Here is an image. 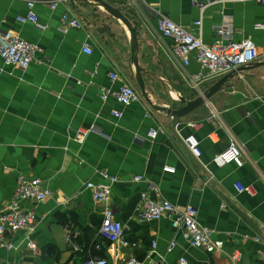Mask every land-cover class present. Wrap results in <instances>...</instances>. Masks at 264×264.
Segmentation results:
<instances>
[{
	"label": "crops",
	"instance_id": "1",
	"mask_svg": "<svg viewBox=\"0 0 264 264\" xmlns=\"http://www.w3.org/2000/svg\"><path fill=\"white\" fill-rule=\"evenodd\" d=\"M29 1L43 27L17 21L27 13ZM105 1L133 19L140 65L151 72L144 75L146 89L159 105L179 106V97L193 99L221 76L192 87L189 76L198 65L191 61L183 67L172 56L171 40L156 28L158 14L193 32V22L201 16L205 42L214 41L215 27L223 26L224 40L251 39L259 58L174 126L179 140L167 130V116L142 98L126 107L112 94L101 99L103 91L118 87L109 79L112 71L139 92L128 61L129 32L119 21L81 2L75 13L68 0H0V28L38 46L27 68L0 59V211L19 176L40 178L49 192L41 202L22 204L34 209L36 223L11 236L12 249L0 247V264H80L91 257H104L108 264L132 259L138 264H178L180 256L191 264H234L228 256L234 249L242 253L238 264H264L256 240L264 241V4L222 0L200 14L190 0ZM65 11L76 15L80 27L63 26ZM84 43L91 54L82 52ZM114 110L121 116H113ZM206 118L197 129L188 125ZM156 128L162 132L150 139L149 130ZM81 129H91L83 139L77 137ZM226 130L243 146L242 157L217 167L212 158L227 145ZM188 134L199 142V157L183 142ZM102 173L117 178L111 202L115 217L125 224L128 247L103 243L95 248L101 207L85 183L105 181ZM134 176L141 180L133 181ZM142 191L193 206L198 222L213 231V239L223 241L221 250L191 247L168 217L137 221ZM67 235L81 251L68 246ZM172 240L176 245L168 251ZM28 241L35 242V250Z\"/></svg>",
	"mask_w": 264,
	"mask_h": 264
},
{
	"label": "built area",
	"instance_id": "2",
	"mask_svg": "<svg viewBox=\"0 0 264 264\" xmlns=\"http://www.w3.org/2000/svg\"><path fill=\"white\" fill-rule=\"evenodd\" d=\"M135 1V0H131ZM194 4L200 14L205 8L217 1L222 0H190ZM234 2H246L249 0H232ZM264 4V0H254ZM57 2L50 4L52 9L56 8ZM27 13L18 16L16 19L20 23L30 22L34 25L43 27L39 24L38 16L34 11V2L27 3ZM60 21L65 26L80 27V21L75 14L65 11L60 16ZM195 31L176 24L166 15L158 14L156 18V28L159 34L171 40L170 52L172 56L183 66L190 65L191 61H195L198 65V71L190 74V84L192 87L198 88L201 81L220 77L227 72L234 70L240 66L248 65L259 58V52L251 39H243L240 41L224 40L227 34L226 28L223 26L215 27V39L212 42H205L202 39V18L201 16L193 22ZM38 46L20 38L12 30H3L0 28V59L5 65H12L18 68H27L32 62ZM82 52L91 54V48L88 43L82 46ZM109 79L116 83L117 89L103 91L101 99L104 100L108 94H112L116 102L123 107L140 100V93L130 85L126 80L122 79L116 71L109 73ZM113 116L120 117L121 112L114 110L111 112ZM214 116V115H211ZM211 117H209L210 119ZM208 121V118L202 120H194L188 122L189 127L197 129ZM78 130L77 137L83 139L90 131ZM161 129H151L148 132L150 139H154ZM227 133V145L212 158V163L217 167H222L229 163L237 162L242 157L243 146L238 142L236 137L229 131ZM184 144L190 150L193 156L199 157L201 150L199 142L195 135L188 134L183 139ZM105 181L88 180L85 187L90 190L93 200L101 207V221L98 227L99 242L95 244V248L99 249L103 243H116L122 247H128L129 243L123 239L125 224L115 217L114 206L111 202L112 185L117 181L115 176L108 173H102ZM133 181H140L141 176H134ZM244 191L253 194L250 187H244ZM49 196V192L42 186L40 178L27 179L19 176L16 179L15 186L12 190L11 197L6 207L0 211V247L7 250L13 248L11 236L19 231L32 229L36 223V213L33 208H24L22 204L27 201L41 202ZM197 211L191 205L178 206L159 196H152L147 191L140 192V199L136 209L135 219L140 222L156 221L164 217L170 219L171 225L176 230H181L183 236L191 247L202 248L207 252L221 250L223 241L212 238V230L201 225L197 220ZM260 241V254L264 258V241ZM65 241L74 252L81 251V247L76 244L70 235L65 237ZM176 245L172 240L168 246V251ZM27 246L32 250L36 249L34 241H28ZM155 242H153V247ZM229 258L234 264H238L242 253L238 249H234L229 253ZM80 264H108L104 257H91L82 260ZM126 264H138L136 260H131ZM178 264H191L184 256L178 258Z\"/></svg>",
	"mask_w": 264,
	"mask_h": 264
},
{
	"label": "water",
	"instance_id": "3",
	"mask_svg": "<svg viewBox=\"0 0 264 264\" xmlns=\"http://www.w3.org/2000/svg\"><path fill=\"white\" fill-rule=\"evenodd\" d=\"M73 11L77 12V3L81 2L91 6H97L102 8L109 16L119 21L129 32V58L128 61L131 65V70L133 73V79L139 90L142 100L149 106L152 110L156 112L163 113L169 119L167 124V130L178 138L174 126L179 123V121L187 116L189 113L193 112L195 109L202 107L215 93L220 91L226 84L227 79L233 77L237 72H240L247 66H240L234 70H231L221 76L219 79L213 82L206 90L193 99H186L184 97H179V106H162L154 102L146 89L144 82V75L149 74L146 68H143L139 62V51L141 43L138 40L136 30L129 20V18L124 14L123 10L119 7L113 6L105 0H68ZM179 139V138H178ZM180 140V139H179Z\"/></svg>",
	"mask_w": 264,
	"mask_h": 264
},
{
	"label": "trees",
	"instance_id": "4",
	"mask_svg": "<svg viewBox=\"0 0 264 264\" xmlns=\"http://www.w3.org/2000/svg\"><path fill=\"white\" fill-rule=\"evenodd\" d=\"M128 18H129V20L133 23V19L131 18V17H129L128 15H126ZM135 28V27H134ZM136 30V29H135Z\"/></svg>",
	"mask_w": 264,
	"mask_h": 264
},
{
	"label": "rangeland",
	"instance_id": "5",
	"mask_svg": "<svg viewBox=\"0 0 264 264\" xmlns=\"http://www.w3.org/2000/svg\"><path fill=\"white\" fill-rule=\"evenodd\" d=\"M130 69H131V66H130ZM131 73H132V71H131ZM132 76H131V78L133 79V73L131 74ZM134 80V79H133ZM135 83V82H134Z\"/></svg>",
	"mask_w": 264,
	"mask_h": 264
}]
</instances>
